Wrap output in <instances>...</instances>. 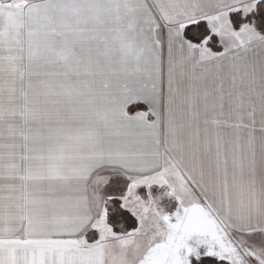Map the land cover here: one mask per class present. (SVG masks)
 <instances>
[{
	"label": "snow or ice",
	"instance_id": "obj_1",
	"mask_svg": "<svg viewBox=\"0 0 264 264\" xmlns=\"http://www.w3.org/2000/svg\"><path fill=\"white\" fill-rule=\"evenodd\" d=\"M0 264H264V0H0Z\"/></svg>",
	"mask_w": 264,
	"mask_h": 264
}]
</instances>
